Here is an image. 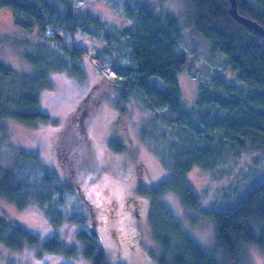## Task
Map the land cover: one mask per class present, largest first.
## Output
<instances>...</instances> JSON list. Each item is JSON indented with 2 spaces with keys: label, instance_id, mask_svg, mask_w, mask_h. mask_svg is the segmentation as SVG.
<instances>
[{
  "label": "rangeland",
  "instance_id": "374dc122",
  "mask_svg": "<svg viewBox=\"0 0 264 264\" xmlns=\"http://www.w3.org/2000/svg\"><path fill=\"white\" fill-rule=\"evenodd\" d=\"M123 1L72 0L78 11L97 14L104 29L115 34L129 23L122 18ZM148 1L157 15L171 14L178 18L182 32L178 50L186 55L187 62L177 74V82L187 107L196 105L201 87H208L214 76L247 89V82L237 78L226 55L213 49L210 41L192 28L188 0ZM16 19L10 7H0V176L5 168L12 169L28 175L27 184L37 185L36 176L40 181L49 173L55 185V173L58 177L60 173L63 177L60 180L64 182V170L70 161L78 163L74 179H82L83 186L80 190L72 184L64 187L61 191L64 192L63 200L55 201L57 210L60 209L62 215L72 214L75 218L85 219L84 213L89 206L95 216L90 224L92 233L103 248L105 264H161L162 248L151 233V201L147 189L154 188L171 175L164 159L173 158L175 149L171 145L175 128L166 123L163 110L150 103L142 91L131 86L124 91L119 82L110 84V81L118 80L117 74L110 67L113 74H105L102 69L105 66L91 58L96 56L93 45L100 42L98 39L102 38L103 32L90 36L80 32L75 34L79 44H87V50L82 51L83 60L74 70L78 74H70L67 69L52 70L56 62L49 64L46 61L43 48L39 47L42 35H39L38 27L35 25L26 31L17 25ZM53 30L56 28L51 26L45 32L50 34ZM61 34L70 45L68 34ZM126 44L120 35V40L111 42L109 49L115 53L118 62L128 64L131 57L129 44ZM38 72L42 73L40 77H36ZM155 80L164 86L162 80ZM40 84L39 104L34 108L26 106L24 99L30 98ZM87 94L90 98L86 104L92 109L85 117L77 116L76 105ZM21 105H25L27 111L45 110L49 118L34 125L20 122L15 113ZM62 149H68V153L60 155ZM255 155L257 158L252 161ZM30 157L33 163L25 162L31 168L21 163ZM225 163L228 164L227 173L222 164L215 170L196 166L187 174L200 205L206 209L220 208L226 201L235 204L252 184L264 180V151L259 155L254 149L238 153L230 150ZM230 183L236 187L234 195L228 186ZM52 195L55 200L59 192L54 190ZM161 199L175 213L185 231L210 250L216 242L212 220L185 206L174 191H164ZM0 200L14 218L21 220L41 240L53 232L51 217L39 203L29 202L21 209L15 203ZM71 226L65 233L59 232L66 245L75 238V226ZM246 246L243 261L264 264L261 250L256 245ZM83 252V247L79 246L72 256L64 252L38 255L30 247L17 250L0 242V264H92Z\"/></svg>",
  "mask_w": 264,
  "mask_h": 264
},
{
  "label": "trees",
  "instance_id": "16d2710c",
  "mask_svg": "<svg viewBox=\"0 0 264 264\" xmlns=\"http://www.w3.org/2000/svg\"><path fill=\"white\" fill-rule=\"evenodd\" d=\"M188 1L192 28L200 37L208 39L213 49L225 54L237 78L248 84L247 89L243 90L237 84L214 76L208 87H201L196 105L191 108L183 103L177 82V74L187 62L186 55L178 50L182 36L178 18L171 14L157 15L150 1H123L122 18L129 23L116 32L118 34L104 29L97 14L87 10L78 11L72 0H0V7H10L17 17V25L24 30L30 31L35 25L38 27L39 35H42L39 47L42 46L46 61L49 64L56 62L52 70L67 69L70 74H76L74 70L83 60L82 51L87 50V44H79L75 34L80 32L90 36L103 32L102 38L98 39L100 42L95 41L97 46L93 45L96 56L91 58L102 66L110 67L117 74L118 80L110 81V84L119 82L124 86V91L129 86L142 91L150 103L163 110L165 119L170 122L166 123L177 130H173V158L164 159L165 167L171 175L154 188L147 189L151 201V233L162 248L160 263L247 264L243 261L246 244L256 245L264 254V180L252 184L237 203L230 205L226 201V206L206 209L200 205V199L187 174L196 166L215 170L222 164L226 166L227 173L228 164L225 161L230 150L238 153L254 149L259 155L264 151V36L243 26L230 15L229 0ZM236 5L239 14L264 27V0H237ZM51 26L56 30L47 34L45 31ZM62 32L70 37V45L65 42ZM120 35L130 47L131 62L128 64L118 62L115 53L109 49L111 42L120 40ZM108 56L111 57L110 61ZM37 69L40 71V68ZM37 74L36 77L42 75L41 72ZM154 77L162 80L164 86H160ZM40 88L41 84L30 98L24 99L26 106L34 108L39 104ZM88 97L89 94L76 105L77 116L85 117L90 113L92 108L86 104ZM26 106H19L15 113L20 122L34 125L49 118L45 110L27 111ZM60 152V155H65L68 149ZM256 158L257 155L251 160ZM23 161L33 163L31 157ZM24 162L21 161L32 167ZM70 162L64 170L66 174L62 170L66 175L64 182L60 180L63 177L59 172V177L57 173L54 174L57 181L55 185L49 173L40 181L37 175V185H29L25 182L28 175L5 168L0 176V199L6 203H15L21 209L29 202L39 203L51 217L53 232L47 239L41 240L21 220L14 218L1 205L0 200V242L17 250L30 247L38 255L64 252L72 256L82 246L83 254L92 264H105L103 248L92 233L90 224L95 216L89 206L86 205L85 219L75 218L72 214L62 215L55 206V201L63 200L64 192L61 191L64 187L68 188L72 184L80 190L83 186L80 183L82 179H74L78 163ZM68 180L71 182L67 184ZM228 186L234 195L235 185L230 183ZM54 190L59 192L55 200L52 195ZM166 190L174 191L185 206L206 214L212 220L216 242L210 250L185 231L175 213L161 199ZM52 212L53 215L50 214ZM63 219L66 221L63 222ZM69 224L75 226V238L72 237V242L66 245L59 232L63 230L65 233L71 226Z\"/></svg>",
  "mask_w": 264,
  "mask_h": 264
},
{
  "label": "water",
  "instance_id": "95a60500",
  "mask_svg": "<svg viewBox=\"0 0 264 264\" xmlns=\"http://www.w3.org/2000/svg\"><path fill=\"white\" fill-rule=\"evenodd\" d=\"M230 1V15L233 16L239 23H241L243 26H248L251 29H253L254 31H256L257 33L261 34L262 36H264V27L262 25H260L257 21L245 16V15H241L238 13L237 10V0H229Z\"/></svg>",
  "mask_w": 264,
  "mask_h": 264
},
{
  "label": "bare ground",
  "instance_id": "6f19581e",
  "mask_svg": "<svg viewBox=\"0 0 264 264\" xmlns=\"http://www.w3.org/2000/svg\"><path fill=\"white\" fill-rule=\"evenodd\" d=\"M103 71L105 74H108V75H112L113 73L111 72V70L109 69V67H102Z\"/></svg>",
  "mask_w": 264,
  "mask_h": 264
},
{
  "label": "flooded vegetation",
  "instance_id": "af4514ba",
  "mask_svg": "<svg viewBox=\"0 0 264 264\" xmlns=\"http://www.w3.org/2000/svg\"><path fill=\"white\" fill-rule=\"evenodd\" d=\"M89 98H90V97H89ZM81 100H82V98L79 100V103L81 102ZM88 100H89V99H88ZM88 100H87V101H88ZM87 103H88V102H87Z\"/></svg>",
  "mask_w": 264,
  "mask_h": 264
}]
</instances>
